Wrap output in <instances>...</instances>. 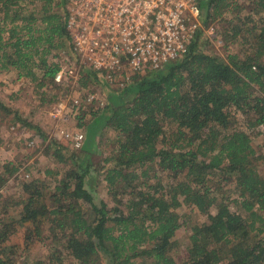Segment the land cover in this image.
I'll return each mask as SVG.
<instances>
[{"label":"trees","instance_id":"16d2710c","mask_svg":"<svg viewBox=\"0 0 264 264\" xmlns=\"http://www.w3.org/2000/svg\"><path fill=\"white\" fill-rule=\"evenodd\" d=\"M67 1L0 0V72L14 71L36 89L54 83V56H74ZM198 5L204 28L224 21L216 35L246 48L225 59L208 50L211 37L200 29L181 59L137 75L122 90L109 89L106 105L89 110L87 122V110L77 109L78 126L87 128L81 153L67 160L58 141L13 111L11 125L33 129L59 162L70 164L53 189L46 179L21 181L22 199L13 203L21 206L18 218L0 215V264H264V174L258 169L264 153L247 130L264 124V0H252L249 15L240 14L238 0ZM91 80L104 83L101 74L82 70L81 85ZM0 109L11 112L1 99ZM237 111L246 116V129ZM165 124L174 129L168 135ZM105 129L114 133L113 146L93 163L91 133L101 131L102 139ZM18 171L10 160L0 165V188ZM157 171L168 173L166 183ZM101 182L111 206L98 192ZM181 206L206 221L192 223ZM24 223L49 241L46 257L15 258L4 245ZM182 225L190 231L184 244L176 237Z\"/></svg>","mask_w":264,"mask_h":264},{"label":"rangeland","instance_id":"374dc122","mask_svg":"<svg viewBox=\"0 0 264 264\" xmlns=\"http://www.w3.org/2000/svg\"><path fill=\"white\" fill-rule=\"evenodd\" d=\"M238 1L244 6V10L240 13L241 15L253 13L251 9L252 0ZM37 5V2L35 4L27 3L29 8L36 7ZM227 16L229 19L232 18L231 13H228ZM223 26H225L224 21H214L210 23L208 27L204 28L202 26V29L207 36L211 37L208 50L226 59L229 54L242 53V50L246 48V46H242L236 40H232L225 44L223 40L216 35V30L222 29ZM61 54L65 56L68 55L67 53H60L54 56L53 61L59 60ZM80 79L81 71L78 75L77 83H74L73 78L69 75H62L59 78L55 75L53 84H49L45 89H36L34 84L27 81L26 78H17L14 71L0 72V99L11 108L9 115L0 109V165L10 160L19 167V173L11 176L3 187L0 188V215H2L4 219L6 218V221L11 219L9 217L18 218V212L21 206L13 203L22 199L21 181L31 180L33 178L46 179L50 189H53L55 179H59L64 174L67 164H70L69 161L68 163L59 162L56 156L52 154L53 149H47L48 141H43L40 135L36 134L33 129L26 128L25 126H20L18 128L17 126L11 125L10 120L13 117V111H17L22 118L28 119L37 125L47 134L49 139L58 141L64 147L62 154L68 160L69 154H73V152L78 154L81 153V150L80 148H74L67 138L62 137L59 132L60 129L69 132L76 130L82 131L84 136L82 147H84L87 128L86 126H78V120L76 118L77 109L87 110V113L84 115L85 118L83 117L85 123V121L87 122L90 119L89 110H94L93 107L98 106V103H90L80 98V96H84L87 92L100 95L104 99V104L100 107H104L108 100L109 89H114L106 83H94L92 80L89 81L87 87H84L81 85ZM69 94L72 95L74 99L79 97V103L75 104L71 99L67 102ZM61 100H65V103L63 102V106L59 107V103L62 102ZM74 106L77 108H74ZM235 114L238 125L246 129L244 124L246 116L240 111H237ZM164 129L167 135L174 130L171 124H165ZM247 130L250 133L254 147L259 153L263 154L264 124L252 128L249 127ZM100 132L101 131L95 134L94 143L92 144L91 160L93 163H99L103 157L108 155L110 151L109 148L113 146L111 143L114 136L113 131L110 129L103 130L102 139L99 138ZM107 140L109 141L107 142ZM258 164L259 171L264 174V160L259 161ZM156 176L161 180L162 184L166 183L169 178L167 172L157 171ZM151 177L153 176L151 175ZM97 189L103 199L111 206L113 203L106 193L105 184L101 182ZM229 189H232V187L229 186ZM229 189L228 186H225L226 191ZM232 197L235 196L232 195ZM230 209L237 212L241 211L239 206L234 203L230 204ZM4 210L8 213L2 214ZM178 211L181 214L186 213L189 215L192 223H202L206 221L205 215L192 213L190 207L181 206L178 208ZM40 227L44 230L46 226L40 225ZM189 232V226L182 225L180 229L177 230L176 237L184 244ZM30 233H33V235L32 239L28 241L26 236L29 237ZM43 236L44 233L42 234V237ZM48 243V240L40 239L35 234L34 225L24 223L16 225L14 232L9 235L4 245L6 247L10 246L11 252H13L15 258L26 254L30 258L37 259L46 257L49 248ZM102 264H106L105 261H102Z\"/></svg>","mask_w":264,"mask_h":264},{"label":"built area","instance_id":"2783aa9c","mask_svg":"<svg viewBox=\"0 0 264 264\" xmlns=\"http://www.w3.org/2000/svg\"><path fill=\"white\" fill-rule=\"evenodd\" d=\"M65 27L74 56L60 55L56 77L69 75L77 83L80 71L89 70L122 90L137 75L164 69L184 57L202 21L198 0H68ZM80 98L104 104L93 92ZM80 98L69 94L67 102L78 104ZM61 101L59 107L65 100ZM59 132L74 148L83 146L82 131Z\"/></svg>","mask_w":264,"mask_h":264},{"label":"crops","instance_id":"0c3cea01","mask_svg":"<svg viewBox=\"0 0 264 264\" xmlns=\"http://www.w3.org/2000/svg\"><path fill=\"white\" fill-rule=\"evenodd\" d=\"M89 127H90V126H89ZM91 129H92V128H91ZM91 135H93V136L95 135V134H94V131H92ZM93 139H94V138H93Z\"/></svg>","mask_w":264,"mask_h":264}]
</instances>
